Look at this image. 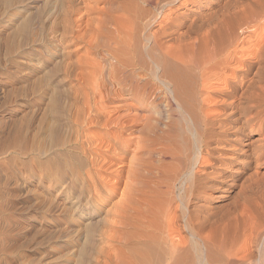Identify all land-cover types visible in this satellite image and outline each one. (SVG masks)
Returning <instances> with one entry per match:
<instances>
[{"label":"bare ground","instance_id":"bare-ground-1","mask_svg":"<svg viewBox=\"0 0 264 264\" xmlns=\"http://www.w3.org/2000/svg\"><path fill=\"white\" fill-rule=\"evenodd\" d=\"M115 3L109 0L111 29L99 27L105 19L91 0L51 27L72 56L84 48L69 50L80 34L98 26V40L92 37L105 54L63 61L78 85L55 97L40 145L34 130L10 144L0 138V180L10 157L32 166L42 159L36 166L53 228L45 259L51 241L69 232L76 264H264V0Z\"/></svg>","mask_w":264,"mask_h":264},{"label":"rangeland","instance_id":"rangeland-1","mask_svg":"<svg viewBox=\"0 0 264 264\" xmlns=\"http://www.w3.org/2000/svg\"><path fill=\"white\" fill-rule=\"evenodd\" d=\"M5 1L0 0V28L3 30L2 31L0 29V36H1L0 37V42H1L0 43V45H1L0 46V53L3 55L2 57H0V68H1L0 69V91H1V93H0L1 94V96H0V120H1L0 121V128H3V129H0V138L3 139L4 141L8 142V144H10L11 142H14L15 139H18L19 137H25L26 136V138H28V137L30 138L31 136L32 137L34 136L33 139L35 138V141L37 142V144L40 145V142H42V138H43L45 117L47 115H50V117L52 118L51 115L54 112L53 109H55V107L51 108L50 105H52V107L56 106L57 101H58V98L56 99L55 97H59L60 90H63V91L65 90V92H66V90H68V92H70L71 87L74 86L75 82L78 85V82L75 79L73 80L72 78L71 79L67 78L65 72H62L64 70V65L67 64L65 62L67 61L69 63L70 62L69 60H71V59H73V61L76 62L77 61L76 58H79L78 56H81L82 53L84 55L86 52L89 53L90 56H94V57H101L102 58L104 56V54H105L104 49L100 48L97 44V40H98L97 33L99 31V27L100 28L105 27V28H107V30L111 29V27L109 28V26H108L109 25L108 19H109L112 12L110 10L111 8H110L109 0H91L93 2L95 1V5L98 8L97 16L99 15L98 17L105 19V21L102 23V20H101L99 23V27L98 26L94 27V33L93 34L89 35V32L85 33V31H83L80 34L82 39H80L79 42L75 43V46H70L69 50H72L73 47H74L73 50H75V48L77 49V47H84V48H80L77 51V53L78 52H80V53H78V54L75 53L76 55L73 54L74 55V57H73V55L68 56L67 52L62 51V48H64V46L67 44V42H66V44L60 43L59 39L61 38V36H60L61 30H59V32H57V31L55 32L53 30V32L55 34L52 35L50 29H51V27L53 28V25L55 23H56L55 25H57V23H59V21H61L65 18V15H66L68 9H70V7L72 9L76 8V9L84 10L86 7V4L90 0H7L8 2L7 1L5 2ZM115 1H116L115 8L118 9L119 8L118 3H120V1L122 2L123 0H115ZM145 8H148V7L145 6ZM77 17H79V16H77ZM77 17L75 15V18H77ZM35 24H36V28H35ZM30 26L32 27V29H30L31 28ZM38 26L40 29H37ZM16 29H18L19 31H17ZM23 29H25V30H23ZM33 29H34V31H33ZM10 31H13L12 33H14V35H16V37L13 34H10ZM24 31H25V35H24ZM8 34H10V35H8ZM19 34L21 37H19ZM37 34H38V36L36 37ZM56 34H57V36H55ZM83 34H85V35H83ZM29 35H32V36L30 37ZM34 35L37 39L35 37L33 38ZM92 35L97 40L94 41L95 38L92 37ZM39 36H41V37H39ZM52 36L53 37L55 36L54 37L55 39ZM90 36H91V39H90ZM38 37L41 40H39ZM20 39L21 40L24 39V40H22V42H21ZM25 39L27 41H29L28 44L26 43ZM34 39L36 40L35 43H33V41H32ZM56 39H58V40H56ZM30 40H31V42H30ZM10 41H12L13 44ZM5 42H6V45H5ZM8 43L9 44L11 43V45H9ZM17 44H20L21 46L17 45ZM39 44H40V46H39ZM43 44L45 45L44 47H42ZM32 45H34V46H32ZM27 47L30 49V51H28L29 49ZM32 47H33V49H37V48L39 50L41 49L40 53L43 52L42 54H44V53L45 54L42 55L39 52L35 53L36 51L33 50ZM45 47H46V49H45ZM53 47H55V48H53ZM19 48L21 50H19ZM10 49L11 50L14 49V50L11 51ZM24 50H26V51H24ZM50 50H52V51H50ZM58 50H59V52L60 51L61 52L59 53ZM54 52H55V54H54ZM12 53H14V55ZM58 53H59V55H57ZM1 54H0V56H1ZM5 54L8 55L7 58L4 57V56H6ZM47 54L49 55V57ZM79 54H81V55H79ZM42 56L44 57V60L42 59L43 58ZM66 56L69 58L68 60L66 59L67 58ZM3 57H4V59H3ZM62 57L64 58V60H61V62H60L59 60L62 59ZM12 58L15 60V62H12L13 60L12 61L10 60ZM15 58H17V60ZM1 59H3V60H1ZM9 61H11V62H9ZM63 61H65V62H63ZM19 62H21L22 64ZM5 63H7V64L5 65ZM14 63H16V64H14ZM35 63H36V65H35ZM53 64H54L55 68H53ZM15 65H17V66H15ZM46 66H48V67H46ZM23 67H24V69H23ZM51 67L56 71H54ZM56 67L57 68L60 67L59 70ZM2 68H4V69H2ZM48 68L52 69L53 71H51L50 69H49L50 70L49 71ZM61 68H63V69H61ZM6 69L7 70L9 69V70L7 71ZM14 69H16L15 73H14V71H15ZM5 70H6V72H5ZM21 71L22 72L26 71V72L24 74ZM43 71H44V73H43ZM47 72H49L48 75H46ZM54 72H55V74H53ZM57 72H58V74H57ZM19 73H21V74H19ZM29 73H30V75H29ZM39 74H43V76L41 75V77H40ZM18 75H20V76H18ZM43 77H45V78L43 79ZM23 78H24V80H23ZM38 78L40 79V81L37 80ZM60 79H61V82H60ZM44 80H46V81L43 82ZM31 81H32V84H31ZM38 81H39V83H38ZM41 81L44 83V86L46 85L45 87L43 86V88H45V89H43L41 87V85H43V83H41ZM34 82H36V84L38 86ZM58 82H60V83H58ZM71 82H73V83H71ZM47 83L51 84L52 86L48 85ZM76 84H75V86H77ZM27 86H29L31 88H29ZM55 86H57V87L54 88ZM58 86L60 89L58 88ZM51 87H52V89H51ZM69 88H70V91H69ZM25 89H26V91H25ZM28 89H30V90H28ZM37 89H39V90H37ZM40 89H41V91H40ZM36 91H38V92H36ZM42 91L44 94L42 93ZM4 92L5 93L7 92V93L5 94ZM24 92H26V93H24ZM27 92H28V94H27ZM65 92H63L64 95H65ZM34 93H35V97H33ZM38 93H39V95H38ZM46 93H47V95H46ZM4 94L6 95V97H3ZM23 94H24V96L27 95L28 97L27 96H26L27 98L23 97L22 96ZM30 95H31V97H30ZM43 97L46 99H44ZM49 98H50V100H49ZM65 98H66V96H65ZM18 99H20V101ZM54 101H56V102H54ZM67 101H69V99H67ZM38 104H41V105H38ZM48 105L50 106V108ZM32 107H33V109H32ZM41 107H45V108L41 109ZM21 108H23V109H21ZM34 108H36V109H34ZM37 108L40 109L41 111L44 110V112L43 111L40 112V110L37 111ZM49 109H51V110H49ZM35 110L39 114H37L35 112ZM26 111L29 113H26ZM22 112H24V113H22ZM38 117H40L39 121H38ZM47 117H49V116H47ZM26 118H27V120H25ZM3 119H9L10 123L12 122L11 124H9L10 126L9 125L5 126L4 124L1 125ZM28 119H29V121H28ZM30 119H31V121H30ZM13 123H14V125H12ZM27 123H28V125H27ZM30 123L31 124L33 123L32 124L33 127L31 126ZM36 123H37V126H35ZM20 124H22V127L20 126ZM6 127H9V129ZM23 127L29 128V129L27 130V129H24ZM41 127H42L43 131L41 130ZM18 128H19V130H18ZM31 128H33V129L31 130ZM33 130L35 132L33 135H31L33 133ZM40 130H41V132H40ZM8 131L9 132L12 131L13 135L11 136V133L6 134V133H8ZM20 131H22V133ZM27 133H29V134H27ZM17 135H18V137H17ZM36 138L38 139V141ZM3 140H0V143L3 142ZM17 157H18V155L16 156V158ZM33 157L37 158V156H35V155ZM10 158H11V160H10ZM10 158L8 160L4 161L6 163L1 162V168H2V170H4V174L8 173L9 176L7 175L5 178H3V180L1 179L4 183H1L2 181L0 180V190H1L0 191V197H1L0 198V205H1V203L3 205V207H0V218L2 217L0 219V228H1V226L3 228V229L1 228L3 231L0 229V239L4 238L3 240L5 241V242L3 240L0 241V249L5 246L0 251H2V250L6 251V252L2 251L3 253L0 252V257H1L0 263H6V264H76L75 263L76 253H75V248H74L75 244L73 242L72 235H68L69 232L63 233V236H66V237L62 236L61 237L62 239L54 240L53 241L54 243L51 241V243L48 245V247L52 246L51 247L52 249L51 248L50 249H51L53 254L50 257V259H48V260L45 259V254H46L45 253V251H46L45 243L47 240L45 238H47L50 235L48 232H51L53 228H51V226L49 227V224L47 222L48 218H47L46 211H45L46 205H45V201H44L45 188L42 186V185H44V182L42 181V178L39 177V174L41 175L40 168L42 165V162H41L42 159L34 160L35 163H33V166H32V164L27 165L25 163L26 160L27 159L30 160V158L25 159L24 157H18L19 159L18 158L17 159L19 160L18 161L19 163L16 162L17 164L15 163V161H17V159L15 157L14 158L10 157ZM22 160H24L23 161L24 164H23V162H20ZM37 162L40 163L41 165L38 164ZM36 165H38V166L40 165L39 166L40 168ZM11 166H14V167H11ZM18 167H19V169H18ZM11 171L13 173H11ZM18 173H19V177L17 175ZM15 176H17V177H15ZM10 178H11L12 182L10 181ZM39 178H40V180H39ZM4 179H7V180L5 181ZM1 185H3V186H1ZM12 188L14 190H12ZM1 192H2V194H6V196H8V194H9V196L5 197V195H2ZM10 192H12L13 194ZM16 193H19V194L16 195ZM20 194L23 197H20ZM2 196L4 198V202H2L3 201ZM38 196L39 197L43 196V197H41V199H40ZM12 197H13V199H12ZM10 201H11V203H10ZM4 203L6 204V207H4L5 206ZM7 207H10L13 209L10 210V208H7ZM1 208H3L4 210ZM2 211H4V213ZM5 220H6V226H4ZM32 226H34V227H32ZM28 227L31 230L28 229ZM33 228L35 229V231ZM7 231H9V232H7ZM45 231L47 232V234ZM67 237H69V239ZM5 238H7V239H5ZM67 239H68V241H67ZM7 241H8V243H7ZM3 242H4V245H2ZM40 242H41V244H40ZM9 243H10V245H8ZM6 244H7V246H6ZM9 247H10V249H9ZM77 264H79V263H77ZM86 264H95V263H86Z\"/></svg>","mask_w":264,"mask_h":264}]
</instances>
